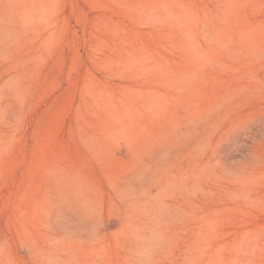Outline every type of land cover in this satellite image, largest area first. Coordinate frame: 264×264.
Wrapping results in <instances>:
<instances>
[{"label":"rangeland","instance_id":"374dc122","mask_svg":"<svg viewBox=\"0 0 264 264\" xmlns=\"http://www.w3.org/2000/svg\"><path fill=\"white\" fill-rule=\"evenodd\" d=\"M0 264H264V0H0Z\"/></svg>","mask_w":264,"mask_h":264}]
</instances>
